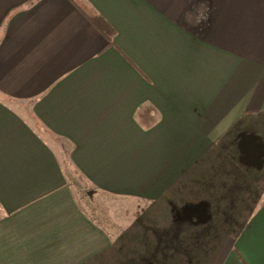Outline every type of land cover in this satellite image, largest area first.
<instances>
[{
	"label": "crops",
	"instance_id": "obj_1",
	"mask_svg": "<svg viewBox=\"0 0 264 264\" xmlns=\"http://www.w3.org/2000/svg\"><path fill=\"white\" fill-rule=\"evenodd\" d=\"M72 174L146 201L226 176L210 264H264V0H0V264L112 245Z\"/></svg>",
	"mask_w": 264,
	"mask_h": 264
},
{
	"label": "rangeland",
	"instance_id": "obj_2",
	"mask_svg": "<svg viewBox=\"0 0 264 264\" xmlns=\"http://www.w3.org/2000/svg\"><path fill=\"white\" fill-rule=\"evenodd\" d=\"M239 134L240 131L238 132V130L232 133L235 136ZM70 183L83 207L112 236V245L98 254L102 258L99 262L93 264H100L103 258L106 259V264H143V260L147 259L144 257V253L156 250V245L153 243L154 239L152 240L150 238L151 234H149V229H151V225L153 224L160 227V231H163V228H167L172 237L175 233L176 240L185 242L193 234V230L190 231L192 229L191 226L188 223L184 224L183 221L187 218L189 219L191 212L204 214L207 203L215 209V222L211 225V235L209 236V238H212L215 232L224 230L226 229L225 227L238 226L236 223L229 222L227 217L230 214H234L235 220H238L245 203V200L241 203L242 199H240V202L233 200V197L231 198L230 195L226 198L225 193L227 192L228 184L232 183V179H226V176L220 179V185L224 186L218 190L211 188L205 190L194 187L195 190H192L188 186L186 189L182 188L184 193L188 195L187 201L185 200L186 196L184 193L179 194L173 190L172 192L168 191L157 202V207L153 205V201L115 198L114 196L95 191L81 177L75 174H72L70 177ZM230 209L235 211L232 213ZM208 213L210 214L211 210ZM153 220L154 223L152 224ZM215 223L219 227L215 226ZM176 224L178 226L183 224L184 227L179 228ZM170 225L176 227H170ZM142 229L144 231L143 234H141ZM181 229H183V234ZM121 244L124 247L128 246V249L126 250V247H121V252L115 255V249L117 247L120 248L119 245ZM156 244L160 246L158 242ZM180 244H176L177 251L175 253L197 257L196 253L184 250L185 243ZM189 261L191 263L193 259Z\"/></svg>",
	"mask_w": 264,
	"mask_h": 264
},
{
	"label": "trees",
	"instance_id": "obj_3",
	"mask_svg": "<svg viewBox=\"0 0 264 264\" xmlns=\"http://www.w3.org/2000/svg\"><path fill=\"white\" fill-rule=\"evenodd\" d=\"M157 202L158 200L153 201V205H155V207H157L156 206ZM192 210H194V208H192ZM208 212L209 211L206 210L205 212L206 214L205 213L196 214L194 212H191L189 214V220H190L189 225L192 228L190 231L193 230V234L185 242L176 240L175 233L172 237L167 228H163L162 229L163 231H160L161 228L155 226L153 224L154 223V220H153L152 222L153 225H151V229H149L150 230L149 234H151L150 238L152 240L154 239L153 243L156 245V250L146 251L148 253H144V257H146L147 259H144L142 263L143 264H210L213 258V253L217 250L220 244L217 242H213V240L209 238V235L211 234V230H210L211 225H213V223L215 222V217H214L215 215L212 216L213 215L212 212L210 214H208ZM187 219L183 221L184 224L186 222H189L187 221ZM172 226L176 227L174 225H170V227ZM215 226H217L216 223H215ZM177 227L182 228L184 227V225L180 224L179 226L177 225ZM181 232L183 234V229H181ZM143 233L144 231L142 229L141 234ZM156 242H158L159 245L162 247L157 246ZM180 243H185L184 250H188L193 253H196L197 257L193 255L189 257L187 255H179L175 253L177 251L176 244H180ZM119 246L120 248L117 247L115 249V253H116L115 255H118L121 252L122 248L126 247V250L128 249V246L124 247L123 244ZM180 248H181V244H180ZM101 258H102L101 255L96 256L88 264H93L95 262L97 263L100 261ZM190 259H193L191 263L189 261ZM105 260L106 259L103 258L100 264H106Z\"/></svg>",
	"mask_w": 264,
	"mask_h": 264
}]
</instances>
